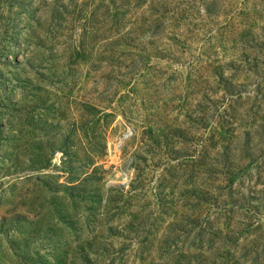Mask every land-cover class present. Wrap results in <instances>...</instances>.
Masks as SVG:
<instances>
[{
    "label": "rangeland",
    "instance_id": "374dc122",
    "mask_svg": "<svg viewBox=\"0 0 264 264\" xmlns=\"http://www.w3.org/2000/svg\"><path fill=\"white\" fill-rule=\"evenodd\" d=\"M0 264H264V0H0Z\"/></svg>",
    "mask_w": 264,
    "mask_h": 264
}]
</instances>
